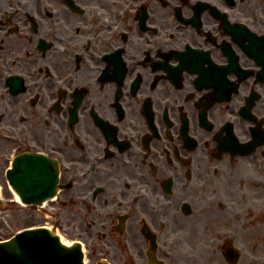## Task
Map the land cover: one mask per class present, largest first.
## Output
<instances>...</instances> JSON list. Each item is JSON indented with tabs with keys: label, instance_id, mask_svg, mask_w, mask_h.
Here are the masks:
<instances>
[{
	"label": "flooded vegetation",
	"instance_id": "flooded-vegetation-1",
	"mask_svg": "<svg viewBox=\"0 0 264 264\" xmlns=\"http://www.w3.org/2000/svg\"><path fill=\"white\" fill-rule=\"evenodd\" d=\"M22 153L92 263L217 264L228 171L264 249V0H0L1 186Z\"/></svg>",
	"mask_w": 264,
	"mask_h": 264
},
{
	"label": "rangeland",
	"instance_id": "rangeland-1",
	"mask_svg": "<svg viewBox=\"0 0 264 264\" xmlns=\"http://www.w3.org/2000/svg\"><path fill=\"white\" fill-rule=\"evenodd\" d=\"M247 179L248 177L242 176L241 172L238 171H228L218 173L217 176L214 174L210 176L209 195L211 197L207 209V214L210 217L209 226L211 227L214 224V229L219 228V237L222 239L230 238L234 241L235 246L239 248L241 253L237 264H264V249L252 246L250 240V226L253 218H251L250 213L249 196H233L234 186L237 182ZM247 183H250V181ZM244 188L247 194L248 186ZM1 190L0 239L8 238L25 227L37 225L56 227L59 233L71 241L80 239L76 235L57 227L55 225L57 222L46 217L41 208L24 205L17 200H10L9 198H13L14 194L9 187H2ZM218 222L219 225H216ZM218 252L217 255L212 253V258L218 260L217 264H229L225 256L219 257L221 252ZM254 257H256V260L252 262ZM209 260L212 261L211 256H209ZM86 262L92 263L93 259L87 256ZM118 264L120 263L118 262Z\"/></svg>",
	"mask_w": 264,
	"mask_h": 264
},
{
	"label": "water",
	"instance_id": "water-1",
	"mask_svg": "<svg viewBox=\"0 0 264 264\" xmlns=\"http://www.w3.org/2000/svg\"><path fill=\"white\" fill-rule=\"evenodd\" d=\"M9 178L25 203L39 204L56 190V172L36 160L25 166L22 157L9 171ZM82 258L78 244L64 245L56 232L46 227L25 229L0 241V264H83ZM237 258L233 253V261Z\"/></svg>",
	"mask_w": 264,
	"mask_h": 264
},
{
	"label": "bare ground",
	"instance_id": "bare-ground-1",
	"mask_svg": "<svg viewBox=\"0 0 264 264\" xmlns=\"http://www.w3.org/2000/svg\"><path fill=\"white\" fill-rule=\"evenodd\" d=\"M16 198L19 200V196H18V194H16ZM59 234H60V236H61L62 241H63L65 244L70 245V244L72 243L71 240L65 238L61 233H59Z\"/></svg>",
	"mask_w": 264,
	"mask_h": 264
}]
</instances>
